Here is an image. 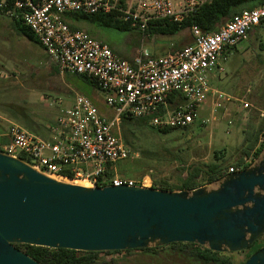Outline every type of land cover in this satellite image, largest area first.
<instances>
[{
  "label": "built area",
  "instance_id": "built-area-1",
  "mask_svg": "<svg viewBox=\"0 0 264 264\" xmlns=\"http://www.w3.org/2000/svg\"><path fill=\"white\" fill-rule=\"evenodd\" d=\"M208 1L12 0V7L20 12L58 72L93 78L104 92L103 101L110 114H101L89 97L75 94L72 104L59 110L47 138L9 123L0 132V151L23 156L52 177L80 180L89 186L154 187L151 170L136 178L117 172V163L126 159L130 151L120 129L122 117L146 118L147 124L156 128L189 126L211 91L208 75L222 72V53L264 20V2L241 10L212 32H203L192 23L188 27L192 44L157 56L140 47L130 61L117 56L106 42L83 30L70 29L62 15L115 11L119 19L129 21L142 32L152 19L180 23ZM5 2L0 0V6ZM176 92L183 97V104L170 110L168 98ZM214 93L215 105L219 106L217 101L223 95L220 91ZM260 145L263 149L264 127L256 148ZM253 161L250 155L240 167H228L227 173Z\"/></svg>",
  "mask_w": 264,
  "mask_h": 264
},
{
  "label": "water",
  "instance_id": "water-1",
  "mask_svg": "<svg viewBox=\"0 0 264 264\" xmlns=\"http://www.w3.org/2000/svg\"><path fill=\"white\" fill-rule=\"evenodd\" d=\"M264 236V155L192 189L85 186L0 151V264H41L16 247L78 251L197 243L236 252ZM244 264H264V246Z\"/></svg>",
  "mask_w": 264,
  "mask_h": 264
},
{
  "label": "rangeland",
  "instance_id": "rangeland-1",
  "mask_svg": "<svg viewBox=\"0 0 264 264\" xmlns=\"http://www.w3.org/2000/svg\"><path fill=\"white\" fill-rule=\"evenodd\" d=\"M8 19L0 16V129L13 123L38 135L37 129L49 130L57 112L65 107L63 100L68 94L63 90L75 80L64 73H55L49 58L37 45L15 34ZM76 24L88 30L92 38L106 42L121 58H133L140 47L161 54L177 39L190 38L187 29L180 36L146 39L137 30L103 27L87 20ZM227 49L229 55L220 58L223 71L208 75L214 92L223 95L217 101L219 106L215 105V93L207 95L186 130L173 127L161 132L143 123L126 124L130 151L116 165L119 174L151 170L157 178L164 177L169 184H177L183 172L181 165L219 162L215 153L227 162L243 158V152H248L253 144L264 114V20ZM80 92L94 100L101 114H110L103 101L104 92L99 88L84 82ZM262 155L264 148L255 160ZM70 182L88 186L82 181ZM229 256L234 264L245 259L242 251L231 252ZM99 257L106 262L114 259L112 264H185L176 254L158 259L143 258L137 252L127 258L124 253Z\"/></svg>",
  "mask_w": 264,
  "mask_h": 264
},
{
  "label": "trees",
  "instance_id": "trees-1",
  "mask_svg": "<svg viewBox=\"0 0 264 264\" xmlns=\"http://www.w3.org/2000/svg\"><path fill=\"white\" fill-rule=\"evenodd\" d=\"M37 1V0H32ZM264 0H209L199 7L197 12L180 23L171 22L167 19H152L147 22L144 30L140 33L143 38L152 39L158 36H180V33L187 29L190 24L194 23L203 32H212L217 30V28L224 22L229 20L233 15L238 14L243 9H251L263 3ZM0 16L8 17V24L10 28L15 32V34L23 37L29 42L37 45L42 52L47 57L43 47L40 45L35 35L32 33L30 28L24 23L23 18L18 10L12 7V0H6L4 5L0 6ZM62 19L68 24L69 28L72 30H83L89 35V31L82 29L76 24V21L87 20L93 22L99 26L103 27H114L125 31H134L135 27H132L129 21H123L118 18L117 13L112 11L107 14H84L80 12H67L62 15ZM263 21V20H262ZM261 21V22H262ZM260 22V23H261ZM190 38H180L171 43V47L165 53L173 51L178 48H182L186 45L193 43V37L189 32ZM163 53V54H165ZM153 55H161L152 53ZM48 58V57H47ZM121 58V57H120ZM126 59V58H122ZM126 60H131L130 58ZM52 63V62H51ZM52 68L55 73H59L56 65L52 63ZM65 75L75 76L84 82H88L92 86L97 87L96 81L86 75L69 74ZM98 88V87H97ZM183 104V97L176 92L168 98V107L170 110L176 109L179 105ZM260 126L256 130V136L253 141L252 146L249 150H253L252 153L243 152V158H240L236 162H227L224 159L218 157L216 153L215 158L219 159V162H198L190 163L188 165H181L182 175L180 182L177 184H169L166 182L164 177H156L155 173H151L153 180V186L160 189L168 190H181V189H192L200 185L213 183L220 180L224 175L227 174V169L231 165L235 167H240L242 162L249 156L252 155L254 158L262 150V146L256 148L257 138L259 132L264 127V116L261 119ZM138 123L147 124L146 118H132V117H122L120 123V129L122 137L125 143L128 145L127 135L128 131L125 128L126 124L136 125ZM188 127H185L186 130ZM170 128H157L158 131L167 132ZM3 129H0V132ZM36 131V130H35ZM38 131V130H37ZM36 133L39 136L44 137V134L40 132ZM131 133V132H130ZM20 158L26 160L25 157L19 156ZM175 158H179L175 155ZM222 159V160H221ZM221 160V161H220ZM27 161V160H26ZM249 165V164H248ZM248 165L241 167L245 168ZM147 170L133 171L132 173L122 172L124 176L136 178L141 176ZM109 173V172H108ZM111 174V172L109 173ZM16 247L30 255L35 260L39 261L41 264H112L115 262L114 259L109 261H103L100 259V254H112L117 255L124 253L125 257L133 255L135 252L139 253L140 256L147 259H158L166 255L176 254L181 260H184L185 264H234L229 254L231 252H217L208 249L205 246L199 245L197 243L189 242H173L158 247H144L137 249H127V250H111V251H78L66 248H49L44 246H34L28 244H16ZM264 246V236L257 239L251 243L247 248L241 250L245 253V259L239 264H244L248 257L255 252L257 249Z\"/></svg>",
  "mask_w": 264,
  "mask_h": 264
},
{
  "label": "crops",
  "instance_id": "crops-1",
  "mask_svg": "<svg viewBox=\"0 0 264 264\" xmlns=\"http://www.w3.org/2000/svg\"><path fill=\"white\" fill-rule=\"evenodd\" d=\"M260 24V23H259ZM111 48V47H110ZM112 49V48H111ZM112 51L116 54V52L112 49ZM166 52V51H165ZM165 52H162V54L163 53H165ZM117 55V54H116ZM225 55H229V49H226L223 53H222V55L220 56V58L221 57H225ZM219 58V64L221 65V59ZM126 59H128V58H126ZM130 59H132V58H130ZM222 66V65H221ZM223 68V67H222ZM214 72H217V73H220V71H213L212 73H210V76L214 73ZM67 77H73L74 78V82L73 83H67L66 85H65V89L63 90V92H65L66 94H68L67 95V97L63 100V101H65V107H67L68 105L70 106L71 104H72V102H73V98H74V96H75V94H80L81 92V89H83V87H84V81H82L81 79H79V78H77V77H75V76H71V75H66ZM209 85H210V83H209ZM210 89H211V91H210V93L209 94H213L214 93V88L210 85ZM208 94V95H209ZM84 95V94H83ZM86 96V95H85ZM88 97V96H87ZM90 98V97H89ZM90 100L93 102V104L96 106V104H95V102H94V100L92 99V98H90ZM97 107V106H96ZM59 112V111H58ZM58 112H57V114H58ZM38 130V132H40L41 134H44V137L45 138H47L48 136H49V130H47V129H40V128H38L37 129ZM42 137V136H41Z\"/></svg>",
  "mask_w": 264,
  "mask_h": 264
},
{
  "label": "bare ground",
  "instance_id": "bare-ground-1",
  "mask_svg": "<svg viewBox=\"0 0 264 264\" xmlns=\"http://www.w3.org/2000/svg\"><path fill=\"white\" fill-rule=\"evenodd\" d=\"M58 179H61V178H58ZM61 180H65V181H68V182H70V181H80V180H68V179H61ZM82 182H84V181H82ZM84 183H86V185L89 186V184L87 182H84Z\"/></svg>",
  "mask_w": 264,
  "mask_h": 264
}]
</instances>
